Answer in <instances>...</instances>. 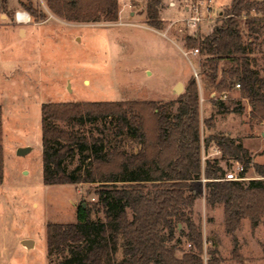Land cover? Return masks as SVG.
Here are the masks:
<instances>
[{
	"label": "trees",
	"instance_id": "obj_1",
	"mask_svg": "<svg viewBox=\"0 0 264 264\" xmlns=\"http://www.w3.org/2000/svg\"><path fill=\"white\" fill-rule=\"evenodd\" d=\"M8 0H0L5 12ZM162 0H147L146 25L162 30L159 6ZM54 15L72 22H115L118 0H45ZM34 22L47 14L34 0H18ZM264 36V0H230L208 33L186 35V45L204 56L199 77L201 87L223 112L221 94L239 84L240 94L252 106L251 116L264 118V75L252 66V46ZM197 80H188L182 94L166 102L100 100L44 102L40 106L41 162L44 184L98 183L97 202H81L75 222H47L45 229L47 264H203L201 228L185 208L197 195L190 181L205 178L206 204L223 205L226 231L231 233L241 219L256 227L264 218V164H254L257 178L244 181L223 179L220 161L229 157L242 164V176L251 156L237 138L216 133L200 137L199 89ZM176 104L173 111L172 106ZM211 126V117L203 120ZM102 125V128L100 127ZM112 138L127 135L138 148L126 151L111 146L103 130ZM98 131V135H97ZM213 142L221 157L201 163V144ZM79 153L84 165L66 172L64 162ZM3 179L0 145V183ZM118 181L126 182L117 186ZM84 204V205H83ZM104 220H93L97 205ZM180 233L190 247L176 255ZM121 243V258L110 257ZM173 244H170L173 242ZM170 244V245H169ZM233 256L242 262L235 253ZM207 264L216 261L215 250Z\"/></svg>",
	"mask_w": 264,
	"mask_h": 264
},
{
	"label": "rangeland",
	"instance_id": "obj_2",
	"mask_svg": "<svg viewBox=\"0 0 264 264\" xmlns=\"http://www.w3.org/2000/svg\"><path fill=\"white\" fill-rule=\"evenodd\" d=\"M47 14L34 22L18 6V0H8L5 12L0 8V145L3 179L0 183V264H47L45 229L47 222H75L76 208L81 202H97L98 183L44 184L42 181L40 106L44 102L127 100L166 102L182 94L194 72L201 74L204 56L192 53L186 35L197 37L208 33L220 15L207 3H199L197 24H188L196 15L190 9L195 0H162L158 7L162 30L146 25L147 0H118L115 22H72L48 10L45 0H34ZM221 0H218V2ZM225 0H223L224 2ZM188 4V7L186 5ZM227 6H222L225 9ZM219 9V8H218ZM28 14L29 21H17L16 12ZM252 66L264 75V36L249 53ZM180 83L181 93L174 90ZM200 137L216 133L237 138L251 156L244 174L246 182L257 178L254 164H264V118L252 117L247 98L239 87L225 97L228 109L243 107L241 112H223L204 91L200 80ZM173 111L176 104L172 106ZM211 117V126L203 120ZM102 128V125H100ZM111 146L126 151L138 148L136 140L127 135L112 138L111 129L104 128ZM98 135V131H97ZM28 146L24 154L18 147ZM235 161V160H234ZM229 157L220 161L229 170L234 165ZM84 163L79 153L64 162L66 172ZM126 182L118 181L117 186ZM205 178L190 181L197 197L185 208L200 228L203 244V264L215 250L212 264H264V218L256 227L241 219L231 233L226 231L223 205L206 204ZM93 220H104V210L98 204L91 211ZM186 226L179 223L175 237L180 239L176 255L190 247L180 233ZM242 258L240 262L233 256ZM32 240L26 246L23 240ZM171 242L170 244H173ZM169 244V245H170ZM181 249V250H180ZM113 260H120L121 243H116Z\"/></svg>",
	"mask_w": 264,
	"mask_h": 264
},
{
	"label": "built area",
	"instance_id": "obj_3",
	"mask_svg": "<svg viewBox=\"0 0 264 264\" xmlns=\"http://www.w3.org/2000/svg\"><path fill=\"white\" fill-rule=\"evenodd\" d=\"M199 3H203L202 0H195L194 3H191L190 5V9L194 10L196 12V15H193V16H190L188 18V24L192 25V26H195L197 23V20L200 19L199 15L197 14V10H198V4ZM186 7H188V4L186 5ZM21 11H17L16 12V18H17V21H21L18 19V14L20 13ZM22 13H25V12H22ZM28 21H29V17H28ZM22 22V21H21ZM192 53H198V50L197 49H192L191 50ZM194 77L195 79L197 80V82L199 81V74L194 72ZM235 86L236 87H239V84L238 83H235ZM226 92H223L221 94V98L222 97H225L226 96ZM214 95V94H212ZM200 155H201V163L203 164L205 162V160H208V159H217V158H220L221 157V150L218 146H216L213 142H211L208 146H204V144L202 143L201 144V149H200ZM242 164L238 161H234V165L232 166L231 169L229 170H226L224 176H223V179H226V180H239V181H242V180H245V177L242 176L241 172H242Z\"/></svg>",
	"mask_w": 264,
	"mask_h": 264
},
{
	"label": "crops",
	"instance_id": "obj_4",
	"mask_svg": "<svg viewBox=\"0 0 264 264\" xmlns=\"http://www.w3.org/2000/svg\"><path fill=\"white\" fill-rule=\"evenodd\" d=\"M203 3H207V7H213V9L210 11V14L213 13L217 7V12L220 13L221 12V9H222V6H227L229 5L230 3V0H225L223 2V0L219 1L218 0H202ZM157 31V30H156ZM158 32V31H157Z\"/></svg>",
	"mask_w": 264,
	"mask_h": 264
},
{
	"label": "water",
	"instance_id": "obj_5",
	"mask_svg": "<svg viewBox=\"0 0 264 264\" xmlns=\"http://www.w3.org/2000/svg\"><path fill=\"white\" fill-rule=\"evenodd\" d=\"M174 90H175L178 94L181 93L182 90H181V85H180V83H177V84L174 86ZM29 149H30V147H28V146H25V147H18V148L16 149V153L19 154V155H21V154L26 153ZM83 205H84V204H83ZM22 243L25 244L26 246H32L33 241L27 239V240H23Z\"/></svg>",
	"mask_w": 264,
	"mask_h": 264
},
{
	"label": "bare ground",
	"instance_id": "obj_6",
	"mask_svg": "<svg viewBox=\"0 0 264 264\" xmlns=\"http://www.w3.org/2000/svg\"><path fill=\"white\" fill-rule=\"evenodd\" d=\"M18 19L21 20L22 22H27L28 21V14L20 12L18 14Z\"/></svg>",
	"mask_w": 264,
	"mask_h": 264
}]
</instances>
